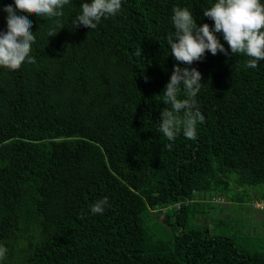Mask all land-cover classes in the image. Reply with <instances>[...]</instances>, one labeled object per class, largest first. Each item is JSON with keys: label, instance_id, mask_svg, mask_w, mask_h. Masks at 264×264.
Segmentation results:
<instances>
[{"label": "trees", "instance_id": "1", "mask_svg": "<svg viewBox=\"0 0 264 264\" xmlns=\"http://www.w3.org/2000/svg\"><path fill=\"white\" fill-rule=\"evenodd\" d=\"M85 2L70 0L54 37L52 20L17 13L32 22L35 63L0 67V244L9 248L0 264H264L261 240L198 217L221 194L264 201V60L252 69L244 54L206 51L180 64L201 73L205 120L196 139L170 142L158 126L177 63L172 9L211 26L203 10L215 0H122L95 29L73 28ZM244 185H259L256 200L231 195Z\"/></svg>", "mask_w": 264, "mask_h": 264}, {"label": "clouds", "instance_id": "2", "mask_svg": "<svg viewBox=\"0 0 264 264\" xmlns=\"http://www.w3.org/2000/svg\"><path fill=\"white\" fill-rule=\"evenodd\" d=\"M69 3L70 0H14V7L10 4L0 9L7 14V30L0 32V67L18 70L25 62L35 63L31 56L32 45L36 41L35 32L31 31L32 22L27 15L18 12L52 20L56 27L49 29L47 37H54L58 33L56 28H63L60 18ZM121 9L122 0H89L81 4L80 14L72 21L73 28L95 29L102 18L115 16ZM172 13L175 32L167 43L177 63L173 65L162 91L166 107L160 112L158 126L170 142H174L181 133L187 139H196L197 126L205 120L196 100L204 85L201 73L194 67H181L180 64L192 65L202 61L206 51L213 56L217 53L226 57L244 54L249 57L245 67L252 69L257 68L258 61L264 60V3L261 0H215L210 8L203 10V16L213 22L211 26L207 23L198 26L188 7L176 6ZM216 33L222 34L227 49ZM182 92L184 98H180ZM165 147L171 150L172 143ZM214 199L221 200L218 197ZM106 205L108 198L104 197L93 204L90 211L102 214ZM253 205L263 209L261 205L264 202L254 201ZM24 243L20 241L21 246ZM8 253L9 248L0 244V261L5 260Z\"/></svg>", "mask_w": 264, "mask_h": 264}, {"label": "rangeland", "instance_id": "3", "mask_svg": "<svg viewBox=\"0 0 264 264\" xmlns=\"http://www.w3.org/2000/svg\"><path fill=\"white\" fill-rule=\"evenodd\" d=\"M259 185H244L245 190L243 187H235L232 186L231 195L236 194V190L241 192L242 194H248V192L252 193L253 197L255 196V191L260 190ZM263 192H260V194ZM230 194V192L228 193ZM218 197L221 199L219 204H214V207H218L217 209H210V210H203L201 213L198 214L200 218L201 215L206 214V219L203 220V223L209 222L210 219H214V217H219L222 222H217L216 227L223 231L227 230L230 231V228L234 227V230L239 232V235L250 243V241H262V245L264 247V213L263 209H257L253 205V202H240V204H234L230 199H228V195L226 197L224 194ZM251 195V194H249ZM227 198V199H226ZM258 197H254L253 200H256ZM258 201V200H256ZM263 201V200H259ZM264 202V201H263ZM261 203V202H257ZM234 205V206H233ZM201 223V222H200ZM209 228L212 227V223H208ZM216 228V229H217ZM168 234L171 230L167 229Z\"/></svg>", "mask_w": 264, "mask_h": 264}, {"label": "built area", "instance_id": "4", "mask_svg": "<svg viewBox=\"0 0 264 264\" xmlns=\"http://www.w3.org/2000/svg\"><path fill=\"white\" fill-rule=\"evenodd\" d=\"M261 207H263V208H264V205H261Z\"/></svg>", "mask_w": 264, "mask_h": 264}]
</instances>
